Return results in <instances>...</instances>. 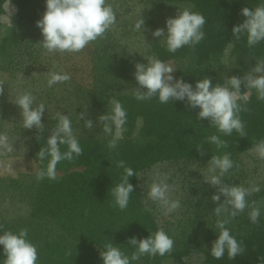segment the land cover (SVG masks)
I'll return each instance as SVG.
<instances>
[{
	"label": "trees",
	"instance_id": "obj_1",
	"mask_svg": "<svg viewBox=\"0 0 264 264\" xmlns=\"http://www.w3.org/2000/svg\"><path fill=\"white\" fill-rule=\"evenodd\" d=\"M158 1L186 4L189 10L207 17L205 37L199 44L186 45L175 53L160 42L152 45L150 52L155 58L177 68L173 74L176 78L183 77L194 86L198 79L209 76L213 83L223 84L227 79L224 58L228 51L231 58L237 59L241 77L250 73L257 61H264V41L249 47L246 34L237 39L232 32L233 26L245 19L241 10L254 9L260 6L261 0ZM8 2L15 4L18 11L9 34L0 43V53L11 56L12 62L16 60V68L27 55L36 69L49 74L47 80L52 72L70 76L52 87L46 82L40 85L42 91L33 107L42 104L43 97L48 99V104L68 101L63 114L70 118L73 135L83 149L82 155L63 159L56 165V179L45 176L38 180L37 175L46 171L50 160V157L41 160L38 152L56 128L58 112L43 116L44 130L33 132L32 151L26 161L31 169H36L33 181L26 185L30 213L12 220L0 216V233L27 229V238L38 250V264H103L100 251L106 243L118 244L131 256L135 249L128 244L130 237L144 238L150 231L164 230L156 212L146 204L141 180L136 175L130 178L135 190L127 208L121 210L114 204L112 188L124 175V169L118 167L120 161L139 176L159 163H210L213 155L228 154L233 167L222 176L221 183L239 186L246 177L240 157L264 141V100L258 99L255 89L242 85L241 94L248 95L249 99L238 101L243 109L239 116L245 134L224 135L209 120L198 119L199 109L190 108L185 101L162 104L158 97L140 101L136 99L137 88L123 90L124 82L138 85L134 76L137 61L124 48L119 49L112 35L106 32L79 52H49L42 47L41 30L36 26L46 10L45 0H0V23ZM114 100L120 102L127 118L120 129V138L111 147L117 132L115 125L112 133H106L104 123L97 120L102 114H111ZM85 109L86 119L93 120L92 128L80 118V112ZM213 135L224 145L210 143ZM59 147L62 153L67 151L66 145ZM20 182L19 177H12L6 186L20 188ZM189 183L183 185L189 194L184 200L186 212L180 220V235L172 238L173 250L164 256L144 255L132 264H165L166 260L186 264L187 257L200 253L205 254L203 264H264V183L259 186V192L246 197L247 207L235 217L231 216V206L223 196L220 202L224 210L217 216L215 208L220 205L211 199L217 187ZM257 208L260 216L253 223L250 213ZM218 220L227 221L226 227L244 249L233 260L227 253L219 260L209 253L211 248L207 245L212 244L219 232Z\"/></svg>",
	"mask_w": 264,
	"mask_h": 264
},
{
	"label": "clouds",
	"instance_id": "obj_2",
	"mask_svg": "<svg viewBox=\"0 0 264 264\" xmlns=\"http://www.w3.org/2000/svg\"><path fill=\"white\" fill-rule=\"evenodd\" d=\"M46 10L42 18L36 21V26L41 30L42 47L49 52H79L90 42L97 40L116 22L117 14L113 8L106 3V0H45ZM10 9V8H9ZM10 12V11H9ZM241 15L245 17L242 23L233 26V35L239 39L240 35L246 34L247 44L253 47L264 41V0L260 6L253 8L244 7ZM207 17L203 13L184 9L174 17L166 20V29L157 28L152 32L154 37L164 39L167 50L175 53L186 45L199 44L205 37L203 31ZM136 31L145 30V20L142 17L134 24ZM132 53V52H130ZM144 57V56H143ZM147 63L137 62L135 64V80L137 87L136 99L140 101L151 100L158 97L162 104L173 101H185L192 109H199L197 117L200 120L207 119L210 125H214L220 133L232 135L233 132L243 136L244 124L239 116L243 110L238 101L247 102L248 95L241 94L243 88L255 89L258 99L264 100V61H257L252 71L246 75L228 76L223 84L213 83L209 76L198 79L193 86L181 78H176L173 74L177 68L167 64L157 58H146ZM70 79L67 73L52 72L48 80V86ZM19 108L23 119L24 129L35 127L39 132L44 130L42 122L45 106L40 104L33 107L34 99L30 93L19 95L14 101ZM111 114L99 116V122L104 123V131L112 133V125L117 129L111 147H115L116 140L120 138L119 132L126 123V111L118 101H112ZM87 109L80 112V118L85 120L88 128L93 127V120L86 119ZM57 126L47 137L46 145L38 152L39 158L44 160L49 158L46 171H41L37 175L38 180L47 176L56 179V165L63 159L71 160L73 156L83 154V149L79 141L73 135L71 120L67 115L57 114ZM111 121V124L108 123ZM209 142L218 147L224 142L216 135L209 138ZM7 137L0 136V144H6ZM60 145H66L67 151L61 152ZM258 154L264 158V144L257 146ZM203 154V153H202ZM210 171L219 170V175H211L205 178L206 183H210L218 188L211 199L217 205L215 208L217 216H220L223 209L221 196L231 206V216L235 217L247 207L246 197L253 192H259L260 188L253 187L251 190L240 186L223 185L221 177L232 167L233 162L228 154L223 157L212 156L209 160ZM118 167L124 169V175L120 183L112 188L111 194L114 204L121 210L127 208L131 194L135 186L130 182V178L136 175V171L120 161ZM168 184L153 183L148 189L147 196L151 200L169 204L167 198ZM179 201L171 202V209L178 208ZM259 209H254L250 213V220L256 223L259 219ZM227 221L218 220L216 229H219L217 238L212 242L209 251L214 259H222L227 253L229 259H235L237 255L243 254V247L226 227ZM27 229L18 232L4 231L0 233V264H38V250L28 238ZM174 240L164 231L158 230L155 233L150 231V235L144 238L135 236L128 239V244L135 251L131 256L127 255L118 244L106 243L104 250L100 251L103 264H132L142 256H164L170 253L174 247Z\"/></svg>",
	"mask_w": 264,
	"mask_h": 264
},
{
	"label": "rangeland",
	"instance_id": "obj_3",
	"mask_svg": "<svg viewBox=\"0 0 264 264\" xmlns=\"http://www.w3.org/2000/svg\"><path fill=\"white\" fill-rule=\"evenodd\" d=\"M106 3L117 14L116 22L106 31L107 34L112 35V39L118 43L119 49L124 48L137 62L141 63H147L146 58H155L150 52L155 42L166 45L164 39L159 40L158 37L152 35V32L157 28L166 29L167 18L177 15L180 9H190V6L186 4H167L158 0H106ZM5 8L6 13L1 16L0 43L4 36L9 34L14 25L13 16L18 11L16 5L11 2L6 3ZM142 17L145 20L144 33L134 29L135 22ZM21 59L23 60L22 63L16 68V60L12 62L11 56L0 53V136L7 137V143L0 144V178L1 176L5 178L0 179V216L4 220L27 217L30 213V196L27 194L26 185L28 186L33 181L36 171V169H31V165L27 164L26 161L32 151L33 132L37 129L35 127L24 129L19 108L11 101L25 93H30L34 100L39 98L42 91L40 85L45 84V82L47 85V77L49 76L46 71L36 69L34 61L29 59L27 55ZM224 61L226 63L224 71L226 78L232 75L240 76L238 61L234 57H230L229 51ZM124 84L126 85L123 87L125 91L135 90L138 87V85H130L128 82H124ZM66 95L68 94L66 93ZM59 97L60 95H58ZM40 100L44 106L46 105L43 116L48 117L53 112L63 114L68 103L65 100L63 102L58 101V103L53 101L48 104V99L45 97ZM261 144H264V141ZM240 160L243 162L246 177H243L238 185L245 189H251L263 184L264 158L259 156L257 148L243 154ZM211 175H219V170L217 169L213 173L210 171V163L195 161L188 164L159 163L139 174L145 193V202L156 212L159 223L164 231H169L168 235L171 238L179 237L180 220L183 213L186 212L184 200L189 191L187 190V192L184 188V183L190 182L197 186L215 188L216 186L204 181ZM12 177L20 178V188L13 185L6 186V184L11 183ZM171 177L174 178L170 180ZM153 183L168 184L166 195L169 204L165 205L160 201L148 198L147 192ZM176 201H179L180 206L171 209V202ZM207 247L211 248L212 244H208ZM204 259V253L193 254L186 258V264H203ZM165 264L176 263L173 260H166Z\"/></svg>",
	"mask_w": 264,
	"mask_h": 264
}]
</instances>
